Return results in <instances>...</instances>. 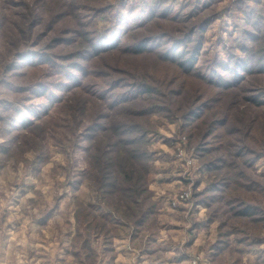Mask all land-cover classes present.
Listing matches in <instances>:
<instances>
[{
    "label": "rangeland",
    "instance_id": "374dc122",
    "mask_svg": "<svg viewBox=\"0 0 264 264\" xmlns=\"http://www.w3.org/2000/svg\"><path fill=\"white\" fill-rule=\"evenodd\" d=\"M114 255L264 264V0H0V262Z\"/></svg>",
    "mask_w": 264,
    "mask_h": 264
},
{
    "label": "crops",
    "instance_id": "0c3cea01",
    "mask_svg": "<svg viewBox=\"0 0 264 264\" xmlns=\"http://www.w3.org/2000/svg\"><path fill=\"white\" fill-rule=\"evenodd\" d=\"M113 251H115V250H113ZM119 256H120V255H119ZM112 258H113V259H112V264H117L118 260H120V257L116 260V258H117L116 255H114ZM105 263H106V262H105V260H103V257H102V263H100V264H105ZM0 264H5V262H0Z\"/></svg>",
    "mask_w": 264,
    "mask_h": 264
},
{
    "label": "trees",
    "instance_id": "16d2710c",
    "mask_svg": "<svg viewBox=\"0 0 264 264\" xmlns=\"http://www.w3.org/2000/svg\"><path fill=\"white\" fill-rule=\"evenodd\" d=\"M143 49V46H141V48L139 50H142ZM251 209L247 208L246 211L243 213V214H248L250 213ZM105 264H108V263H105Z\"/></svg>",
    "mask_w": 264,
    "mask_h": 264
}]
</instances>
